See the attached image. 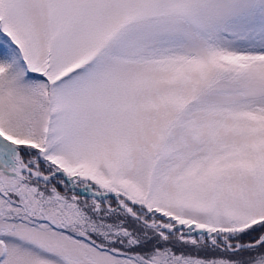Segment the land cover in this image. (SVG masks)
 <instances>
[{
    "label": "snow or ice",
    "instance_id": "1",
    "mask_svg": "<svg viewBox=\"0 0 264 264\" xmlns=\"http://www.w3.org/2000/svg\"><path fill=\"white\" fill-rule=\"evenodd\" d=\"M0 264H264V0H0Z\"/></svg>",
    "mask_w": 264,
    "mask_h": 264
}]
</instances>
